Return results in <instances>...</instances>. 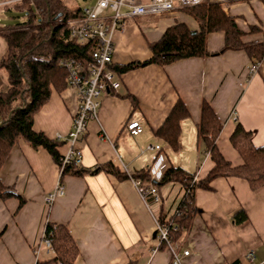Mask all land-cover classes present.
Returning a JSON list of instances; mask_svg holds the SVG:
<instances>
[{"label": "crops", "instance_id": "crops-1", "mask_svg": "<svg viewBox=\"0 0 264 264\" xmlns=\"http://www.w3.org/2000/svg\"><path fill=\"white\" fill-rule=\"evenodd\" d=\"M182 10L159 17L127 19L126 28L115 34L112 62L125 64L150 56L148 42L157 40L165 29L177 22L192 30L198 23ZM245 31L243 40H259L264 34L262 0H243L228 5ZM254 26L258 31L250 32ZM207 49L218 51L223 45L221 32L207 35ZM7 44L0 36V60ZM250 60L243 51L192 57L165 67L150 64L119 74L120 87L99 97L97 117L87 123L77 143L83 155L81 174L67 172L61 179L65 192L51 205L46 194L59 180L56 162L43 148H32L20 141L0 170L6 185H13L18 197L0 200V264H59L56 253L40 244L44 225L49 221L64 225L75 241L78 254L73 264H169L170 252L159 250L154 213L146 206L131 178L96 170L112 163L121 172L152 166L163 171L170 165L203 178L213 162L197 136L201 102L207 100L222 122L216 145L233 164L241 159L230 143L237 123L252 134L255 145L264 144V58L256 73L247 79ZM6 88L0 72V90ZM126 94L138 100L135 108ZM178 97L185 102L190 116L181 122L179 148L173 151L154 134ZM77 108L76 91L52 90L49 100L34 115L33 128L50 139L57 133L66 136ZM235 113V119L232 116ZM128 118L140 120L142 130L135 136L124 130ZM148 145H159L149 150ZM68 144L61 140L60 155ZM176 184V183H173ZM212 190L196 189L198 213L191 226L177 241L179 250H188L183 264H264V184L256 190L238 177L216 178ZM162 188V187H161ZM167 206L172 207L180 188L164 186ZM243 210L246 220L236 224L233 214ZM156 252L151 255L152 250ZM252 251L254 260L247 258Z\"/></svg>", "mask_w": 264, "mask_h": 264}, {"label": "trees", "instance_id": "trees-1", "mask_svg": "<svg viewBox=\"0 0 264 264\" xmlns=\"http://www.w3.org/2000/svg\"><path fill=\"white\" fill-rule=\"evenodd\" d=\"M95 1L80 7L68 4L67 0H18L12 5L23 13V19L15 23L0 24V36L7 44L6 54L0 60V72L6 83V88L0 90V170L11 150L20 141L35 149H45L54 162L60 163L58 147L61 141L50 139L44 132L34 130L33 119L49 100L52 90L61 93L67 88L68 72L61 63L66 60L75 61L84 69L92 62L91 52L95 43H79L71 39L68 21L82 16L83 9L91 7ZM262 2L264 4V0ZM181 10L198 23L199 30H192L185 23L177 22L167 27L157 40L148 42L150 56L147 59H137L125 64L112 63L110 67L122 74L150 64L165 67L178 60L218 55L229 50L245 52L250 63L261 62L264 58V34L259 40H243L245 31L238 26L235 17L226 14L218 3L203 2ZM249 31L258 30L251 26ZM216 32L223 34V45L218 51L210 52L206 44L207 35ZM126 95L137 108V98L132 94ZM189 116L185 102L178 97L154 134L173 151H177L181 122ZM221 129L222 122L212 105L203 100L197 136L209 153L213 166L198 180L174 165L162 171L159 181L151 178L147 168L129 171L128 175L112 163H105L96 167V170L113 174L119 179L131 177L141 183L152 184L157 189L169 183L180 184L184 193L174 214L167 217L160 212L159 215V222L168 226L170 239L177 242L198 213L194 201L196 189L212 190L211 182L221 177L244 179L252 190L264 184V144L255 145L251 132L237 123L230 136V143L241 163L233 164L216 145ZM75 167L73 164L65 166L61 179L67 172L81 174L83 169ZM11 197H18L20 203L23 202L15 187L4 184L0 178V200L5 201ZM233 219L236 224H241L246 220V215L240 209L233 214ZM45 227L46 237L50 238L56 253L52 262L73 264L78 248L67 228L49 221ZM1 236L2 231L0 238ZM158 249H167L165 242H161ZM127 264L138 263L130 260Z\"/></svg>", "mask_w": 264, "mask_h": 264}, {"label": "built area", "instance_id": "built-area-1", "mask_svg": "<svg viewBox=\"0 0 264 264\" xmlns=\"http://www.w3.org/2000/svg\"><path fill=\"white\" fill-rule=\"evenodd\" d=\"M13 1L18 0H3L0 5ZM240 1L243 0H96L91 7L83 9L82 16L68 21L69 37L79 43L94 42L95 48L91 52L92 62L87 68L83 69L80 64L71 60L61 63L64 64L68 72L67 86L76 91L77 108L67 135L64 137L57 133L55 136L58 141L65 140L68 147L66 152L61 155L60 163L57 164L59 180L54 189L46 194L44 198L46 204L51 205L57 197L64 194L65 187L61 175L65 166L69 164L81 166L83 163V155L77 147V143L84 136L88 121L97 117L100 95L105 92H115L120 87L119 74L110 66L113 63L114 34L124 31L127 19L144 16L159 17L203 2L218 3L227 13L229 4ZM259 64L260 62L248 65L247 79L257 72ZM232 116L235 119L234 112H232ZM124 130L135 136L142 130V124L138 119L128 118ZM146 148L159 150L160 146L148 145ZM147 169L153 180L159 181L161 179L162 171L160 169H153L152 166L147 167ZM123 170L129 175L125 166H123ZM132 181L138 188L146 206L154 213L158 241L159 244L165 242L171 255L170 264H183V259L189 255V251L179 250L177 242L172 241L169 237L168 226L159 222L160 212L167 217L174 214L181 199L180 194L181 192L182 195L184 193L183 188L180 187L181 191L177 200L172 207L168 208V199L160 189L135 179ZM45 229L44 225L40 244L54 251L50 238L46 237ZM155 252L156 250L153 249L151 255ZM247 258L251 262L254 260L252 251L247 253Z\"/></svg>", "mask_w": 264, "mask_h": 264}, {"label": "rangeland", "instance_id": "rangeland-1", "mask_svg": "<svg viewBox=\"0 0 264 264\" xmlns=\"http://www.w3.org/2000/svg\"><path fill=\"white\" fill-rule=\"evenodd\" d=\"M3 0H0L2 2ZM92 0H67V3L72 6H80L84 7L91 3ZM16 2V1H13ZM13 2H9L6 4L0 5V24H6V23H15L17 21H21L23 19V13L17 11L14 8ZM221 7V6H220ZM222 9V8H221ZM223 10V9H222ZM187 16L186 14H180V18H185ZM116 32L115 34H117ZM114 34V37H115ZM113 41L115 42V38H113Z\"/></svg>", "mask_w": 264, "mask_h": 264}, {"label": "water", "instance_id": "water-1", "mask_svg": "<svg viewBox=\"0 0 264 264\" xmlns=\"http://www.w3.org/2000/svg\"><path fill=\"white\" fill-rule=\"evenodd\" d=\"M172 185H174V187H176V186L179 187V188L181 187L180 184H178V183H176V184L169 183V184L166 185V188L168 189V188H170ZM181 197H182V192H181V194H180V198H181ZM176 205H177V204H176Z\"/></svg>", "mask_w": 264, "mask_h": 264}]
</instances>
